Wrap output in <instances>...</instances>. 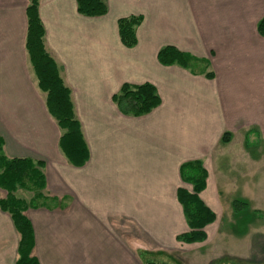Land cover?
<instances>
[{
    "label": "crops",
    "instance_id": "obj_1",
    "mask_svg": "<svg viewBox=\"0 0 264 264\" xmlns=\"http://www.w3.org/2000/svg\"><path fill=\"white\" fill-rule=\"evenodd\" d=\"M105 1L104 15L88 17L76 0H39L45 49L88 147V160L74 166L26 51L28 0H0V137L6 157L43 161L45 201L24 211L39 264H145L161 247L186 246L176 239L188 229L177 199L178 187L192 188L180 177L184 162L206 169L199 196L215 221L242 164L250 184L237 199L249 207L264 184V0ZM128 15L142 16L130 48L117 29ZM166 45L192 60L161 64ZM124 82L153 84L161 103L137 117L121 113L112 96ZM19 240L0 209V264H16Z\"/></svg>",
    "mask_w": 264,
    "mask_h": 264
},
{
    "label": "trees",
    "instance_id": "obj_2",
    "mask_svg": "<svg viewBox=\"0 0 264 264\" xmlns=\"http://www.w3.org/2000/svg\"><path fill=\"white\" fill-rule=\"evenodd\" d=\"M39 0H28L26 6L27 31L25 47L32 65L38 88L45 94V103L49 114L55 119L61 134L58 146L66 160L74 166H82L89 157L88 147L84 140L80 123L74 114L70 98V89L64 84L56 61L46 51L44 45V26L39 16ZM78 13L95 17L104 15L107 10L105 0H76ZM142 21L141 15H128L117 19L118 35L126 47L137 43L136 29ZM258 31L264 34V18L258 23ZM158 61L163 65L179 64L187 66L192 60L188 53L176 47L166 45L157 53ZM118 110L126 115L140 116L149 113L161 103L156 87L149 83H122L112 96ZM228 135L224 134L223 141ZM3 140L0 137V188L6 192L0 198V209L10 214L12 222L20 234L17 247L16 264H39L32 256L34 244L33 229L24 211L43 205L45 197L42 193L46 183L42 172L43 161L32 158H8L3 153ZM180 177L183 182L192 185L191 190L177 188V199L182 206L188 229L176 236L183 243L202 242L207 234L205 227L216 219V214L200 198L199 193L205 188L207 171L200 161H187L180 165ZM17 189L33 193L29 200L17 197ZM237 213L248 209V204L239 199L232 202ZM255 214L264 218V211L254 210ZM240 264L228 261L222 264ZM148 264H153L148 262ZM169 264V263H168Z\"/></svg>",
    "mask_w": 264,
    "mask_h": 264
},
{
    "label": "rangeland",
    "instance_id": "obj_3",
    "mask_svg": "<svg viewBox=\"0 0 264 264\" xmlns=\"http://www.w3.org/2000/svg\"><path fill=\"white\" fill-rule=\"evenodd\" d=\"M226 162L225 160L223 166H226ZM247 166L248 164H242L239 184H235L234 190L229 191L228 195H222L215 207L218 218L214 224L207 227L208 236L205 242L161 247L144 263L148 264L150 261L153 264H222L233 260L240 264H264V218L254 212L264 211V184L249 193L251 202L247 210L236 213L232 206V202L239 195L246 193L245 187L250 184V177L245 174L249 171ZM230 178H233L232 175ZM15 195L28 200L33 193L19 189ZM231 199L234 200L231 202ZM158 253L161 255H157Z\"/></svg>",
    "mask_w": 264,
    "mask_h": 264
}]
</instances>
